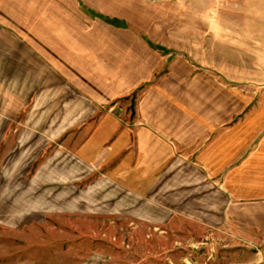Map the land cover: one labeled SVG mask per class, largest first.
Wrapping results in <instances>:
<instances>
[{"label": "rangeland", "instance_id": "1", "mask_svg": "<svg viewBox=\"0 0 264 264\" xmlns=\"http://www.w3.org/2000/svg\"><path fill=\"white\" fill-rule=\"evenodd\" d=\"M121 13L183 94L180 123L211 136L210 179L196 165L184 211L139 228L148 214L122 212L121 189L109 208L105 180H0V264H264V0H130Z\"/></svg>", "mask_w": 264, "mask_h": 264}, {"label": "crops", "instance_id": "2", "mask_svg": "<svg viewBox=\"0 0 264 264\" xmlns=\"http://www.w3.org/2000/svg\"><path fill=\"white\" fill-rule=\"evenodd\" d=\"M129 5L0 0V180L92 181L97 189L105 180L109 208L121 189L122 212L148 214L138 228L147 217L169 225L192 195L195 166L207 181L202 167L217 161L202 151L211 136L180 123L183 94L163 87L172 80L156 75L160 56L143 35L115 25Z\"/></svg>", "mask_w": 264, "mask_h": 264}]
</instances>
